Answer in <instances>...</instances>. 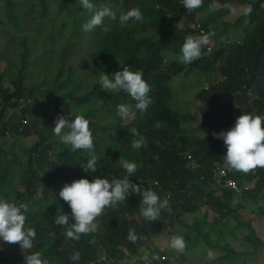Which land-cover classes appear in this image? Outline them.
Instances as JSON below:
<instances>
[{"label":"trees","instance_id":"trees-1","mask_svg":"<svg viewBox=\"0 0 264 264\" xmlns=\"http://www.w3.org/2000/svg\"><path fill=\"white\" fill-rule=\"evenodd\" d=\"M209 1L189 11L182 0H94L97 8L109 5L118 10L117 16L138 7L143 19L121 25L118 19L105 17L107 31L96 27L85 32L82 25L92 13L78 0H0V197L27 204L25 226L36 231L33 247L24 253L0 250V264H24V256L37 251L49 264H162L166 259L160 260L159 255L151 261L141 259L140 249L163 221L177 219L183 224L179 213L202 205L213 209L217 221L228 219L264 194V167L247 173L230 169L223 140L212 135L231 128L242 113L264 114V0H248L243 13L220 24L217 18L226 13L230 0H214L221 4L218 8ZM196 16L199 22H194ZM23 32L30 34L29 40L24 37L14 43L11 35ZM209 33L201 56L190 64L181 62L185 38ZM62 34L66 38L60 42ZM36 45L40 49L35 50ZM108 61L120 70L141 71L150 85L152 103L147 111L137 110L125 123L116 106L134 107L135 101L123 90L101 89L95 73ZM26 68L29 75L23 72ZM209 73L214 75L194 93L197 105L189 113L187 101L176 97L178 90L170 82L176 76L184 81V75ZM40 74L46 77L41 79L45 88L28 81ZM43 93L52 97L56 111L67 119L83 115L89 120L98 157V168L89 179L122 178L126 173L120 161H134L137 170L131 179L168 199L156 221L142 216L140 197L133 194L116 207H106L94 220L96 231L82 233L79 239L66 238L68 226L54 223L57 214L71 211L59 191L65 183L86 175L80 165L90 154L73 152L54 135V118L38 116L31 101ZM105 108L108 120L101 121ZM193 122L203 135L187 132V124ZM130 129L145 137L146 146L132 147ZM30 135L33 140L27 141ZM221 165L228 173L223 178L243 187L238 199L233 189L223 186V178L219 183L212 179ZM245 226L247 233L241 240L254 248L264 245L251 223ZM129 229H135V242L127 239ZM50 233H55V239ZM202 237L207 240L206 233ZM218 248L224 250L223 258L236 254L227 245ZM76 251L80 259L73 261L70 257ZM148 252L149 256L158 250Z\"/></svg>","mask_w":264,"mask_h":264},{"label":"clouds","instance_id":"clouds-1","mask_svg":"<svg viewBox=\"0 0 264 264\" xmlns=\"http://www.w3.org/2000/svg\"><path fill=\"white\" fill-rule=\"evenodd\" d=\"M78 2L83 9L92 13L87 22L82 25L85 32L92 31L96 27L107 31V28L103 26L105 17L111 20L118 19L121 25L127 24L130 20L141 21L143 19V13L138 7L120 11L117 16L118 10H114L109 5L97 8L94 0H78ZM202 2L203 0H182L184 8L189 11L199 8ZM212 7L214 8V5ZM191 25L194 26V23ZM211 35L209 33L187 36L181 47V62L190 64L197 60L201 56L202 46L209 42ZM211 47L212 45L206 47L207 53ZM99 84L101 89L112 93L123 90L135 101L134 107L127 103H119L116 106V114L122 123L135 116L137 110L141 113L146 112L152 103V98L149 96L150 85L143 78L141 71H133L129 67H122L121 70L112 73L103 71L99 75ZM52 130L62 143L71 146L73 152L87 150L90 154L89 158L82 161L80 165L86 175L65 183L59 191V197L68 204L71 211H62L57 214L54 223L59 226H68L65 233L66 238L79 239L82 233L96 231L95 218L106 207H116L119 202L126 201L133 194L140 197L141 214L149 221H156L161 209L168 206L167 198L162 200L152 188L144 187L131 179L137 170V164L134 161H120L126 173L122 178L111 180L104 176L88 178V175L95 173L98 168V157L93 151L94 141L89 120L83 115H76L72 120L63 115L57 116ZM130 131L134 135L132 140L134 149L146 146L145 137L139 135L136 129H130ZM212 135L214 138L223 140L226 146L224 160L230 169L247 173L257 167H264V114L242 113L236 118L231 128L213 132ZM220 167L228 174L223 165ZM212 179L216 180L214 175ZM27 211V204L0 197V241L9 244L18 243L22 250L33 247L36 231L34 228L25 226ZM49 235L55 239V233ZM127 239L131 242L138 239L135 229H129ZM171 247L178 251L183 250L185 247L183 236L171 237ZM148 254L149 252L146 253ZM216 255L214 250H207V259L213 260ZM70 259L78 261L79 251L74 252ZM24 264H49V261L37 251L24 256Z\"/></svg>","mask_w":264,"mask_h":264},{"label":"rangeland","instance_id":"rangeland-1","mask_svg":"<svg viewBox=\"0 0 264 264\" xmlns=\"http://www.w3.org/2000/svg\"><path fill=\"white\" fill-rule=\"evenodd\" d=\"M209 2H212V4L217 8L221 7V4L214 0H210ZM226 6V13L220 14L217 18L219 20V24L222 20L232 21L235 16L243 13L249 7V2L248 0H230L227 2ZM53 17L54 14H49L50 19ZM23 18L25 19V17ZM56 20L59 21V18ZM28 22L33 23L30 20ZM194 22H199L198 16H196ZM44 23L48 22L44 21ZM45 27L47 30L49 28V24H45ZM45 34L46 33H43V35ZM227 34H233L230 26L227 27ZM62 35V38H60L61 40L59 39L60 42L66 38L65 34ZM11 37L12 41L16 43L17 40L24 37L29 40L30 34L28 32H23L21 35L12 34ZM38 38L42 41V34ZM38 49H40V46L36 45L35 50ZM119 70L120 68L116 66L113 61H108L106 63L103 62L101 67L96 69L95 73L99 78V75L103 71L106 73H112ZM23 72L28 74L29 68H26V71ZM212 75H214V73L204 74L201 76L188 74L184 75V81H182L181 77L176 76L170 82L171 87H173L176 91L178 90L176 97L182 101H187L185 107L189 113H193L195 106L197 105V98L194 93L201 87L205 86L206 79ZM43 77L45 76L40 74L37 79L35 76L31 78L29 77L30 79H28V81L37 82V85L40 88H45V84L41 80ZM36 98L37 100L31 101V104L35 108L38 116L45 114L47 117L52 116L54 120H56L57 116L62 115L59 111H56L53 99L47 93H43L41 95L38 94ZM45 109L48 110L46 113H44ZM108 116L109 110L105 108L102 116H100L101 121L108 120ZM130 119H132V117ZM220 126L222 128L223 125L221 124ZM225 126H227V124H225ZM187 132L191 135L204 134V132L195 128L194 122L187 124ZM32 136L34 135L27 136L26 140L32 141ZM261 210H264V194L261 195L255 202L249 201L245 203V205L237 211L235 217H230L228 219L224 218L223 220L217 221L215 219V212L213 209L205 205L199 206L194 211H181L178 218L183 222V224H180L177 219H173L170 223L167 222V224L163 221V223L155 229V234L150 236L145 244L141 246L140 251L143 252L142 257H144L149 250L154 251L156 249L158 250L159 259H166V262L162 264H264V245L254 248V246L241 240V236L247 233L245 226L247 222L251 223V226L257 235L261 239H264V214L261 213ZM220 230L223 231L222 235L219 233ZM199 231L200 233L198 234ZM205 233L207 240L202 237ZM175 235L183 236L185 240V247L181 251L171 247V237ZM221 245H227V247L231 248L236 254L223 258L222 255L225 254L224 250L218 248ZM208 249H212L217 253L215 259H207ZM0 250L12 254L17 252L24 253L26 251V249L22 250L18 243L9 244L2 241H0ZM128 264L138 263L129 262Z\"/></svg>","mask_w":264,"mask_h":264},{"label":"built area","instance_id":"built-area-1","mask_svg":"<svg viewBox=\"0 0 264 264\" xmlns=\"http://www.w3.org/2000/svg\"><path fill=\"white\" fill-rule=\"evenodd\" d=\"M187 157L189 159H191V157H190L189 154H187ZM225 175H226V172H225V170L222 167L217 166L214 169V176H215V179H216V182L217 183H219L220 180ZM223 179H224L223 186H228L231 189H233L235 197L238 198L239 196L242 195L243 187L241 185L237 184V182L234 179H232V178H223ZM157 257H158V254L157 253H152L149 256L148 255H144V257H141V259H145L146 261H151V260H153V259H155Z\"/></svg>","mask_w":264,"mask_h":264}]
</instances>
